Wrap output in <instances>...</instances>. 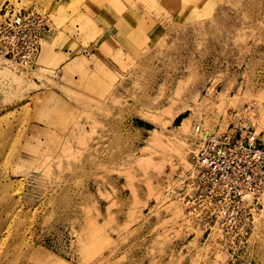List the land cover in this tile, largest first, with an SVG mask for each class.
<instances>
[{
	"label": "rangeland",
	"instance_id": "obj_1",
	"mask_svg": "<svg viewBox=\"0 0 264 264\" xmlns=\"http://www.w3.org/2000/svg\"><path fill=\"white\" fill-rule=\"evenodd\" d=\"M6 3L52 37L0 65V264H264V196L203 222L187 166L195 125L264 141V0Z\"/></svg>",
	"mask_w": 264,
	"mask_h": 264
},
{
	"label": "built area",
	"instance_id": "obj_2",
	"mask_svg": "<svg viewBox=\"0 0 264 264\" xmlns=\"http://www.w3.org/2000/svg\"><path fill=\"white\" fill-rule=\"evenodd\" d=\"M46 15L6 3L0 10V65L32 68L42 51ZM191 156L190 212L219 223L230 209L244 211L247 196H264V141L254 130L204 131ZM187 189V190H189ZM193 189V190H192ZM188 194V193H187ZM225 221L228 219L225 218ZM231 221V220H229Z\"/></svg>",
	"mask_w": 264,
	"mask_h": 264
},
{
	"label": "bare ground",
	"instance_id": "obj_3",
	"mask_svg": "<svg viewBox=\"0 0 264 264\" xmlns=\"http://www.w3.org/2000/svg\"><path fill=\"white\" fill-rule=\"evenodd\" d=\"M168 2V1H167ZM169 3V2H168ZM172 4V3H171ZM33 7V6H32ZM41 11V10H40ZM42 12V11H41ZM42 13H44V12H42ZM45 15H46V18H47V22H48V27L47 28H49V17H48V15L46 14V13H44ZM48 34H50L49 33V31H47V29H46V31L44 32V35H46V37L48 36ZM49 38L50 37H52V35L50 34L49 36H48ZM51 40V39H50ZM38 57H39V55H38ZM38 57H37V61H36V64H38L37 62H38ZM2 65V64H1ZM5 65H7V66H11V67H16V66H13V65H9V64H5ZM200 127H202L200 124L199 125H195V127H194V140H195V145H196V142H198V140L200 139V137H201V135H202V132H197V130H198V128L200 129ZM202 130H204V131H210V130H208V129H205V128H203ZM195 150H196V147H195ZM194 150V151H195ZM193 151V152H194ZM189 160V159H188ZM187 160V161H188ZM187 163H189V162H187ZM188 167H189V170H188V172H190L191 171V169H192V162H191V166H190V164H188L187 165ZM189 177V176H188ZM170 186V185H169ZM170 190H171V188H170ZM170 197V196H169ZM172 197V196H171ZM251 198H253V197H251V196H247L246 197V200H249V199H251ZM173 203V202H172ZM249 203V202H248Z\"/></svg>",
	"mask_w": 264,
	"mask_h": 264
},
{
	"label": "crops",
	"instance_id": "obj_4",
	"mask_svg": "<svg viewBox=\"0 0 264 264\" xmlns=\"http://www.w3.org/2000/svg\"><path fill=\"white\" fill-rule=\"evenodd\" d=\"M99 5L100 6H98L97 13L102 19H106L107 21H110L111 19H107V18H111V17H112V19H114V18L117 19L116 10H117L118 6H116L117 4L115 2H113L112 9L104 7L103 4H101V2ZM118 9H120V8H118ZM128 17H130V14L128 15Z\"/></svg>",
	"mask_w": 264,
	"mask_h": 264
}]
</instances>
